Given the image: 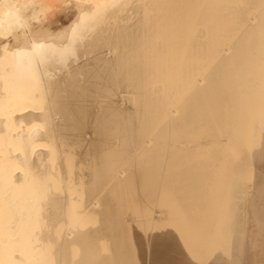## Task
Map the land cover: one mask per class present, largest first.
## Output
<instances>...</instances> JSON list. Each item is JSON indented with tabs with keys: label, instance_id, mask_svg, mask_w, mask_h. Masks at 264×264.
I'll return each instance as SVG.
<instances>
[{
	"label": "bare ground",
	"instance_id": "1",
	"mask_svg": "<svg viewBox=\"0 0 264 264\" xmlns=\"http://www.w3.org/2000/svg\"><path fill=\"white\" fill-rule=\"evenodd\" d=\"M136 193L145 264H264V0H0V264H135Z\"/></svg>",
	"mask_w": 264,
	"mask_h": 264
},
{
	"label": "rangeland",
	"instance_id": "2",
	"mask_svg": "<svg viewBox=\"0 0 264 264\" xmlns=\"http://www.w3.org/2000/svg\"><path fill=\"white\" fill-rule=\"evenodd\" d=\"M185 147H186V146H185ZM162 154H163V153H162ZM162 154H161V155H162ZM163 155H164V154H163ZM163 155H162L161 157H162L163 159H164V158L166 159V157H165V156L163 157ZM168 156H170V155H168ZM170 157H171V156H170ZM170 157H168L167 159H170ZM171 158H172V157H171ZM165 159H164V161L166 162ZM160 161H163V160H160ZM164 161L161 162V165L163 164V166H162V168H161V171L159 172L160 175L156 176L157 179H158V177L160 178V179H158V185L161 184V182H160V184H159V181H162L161 179H163V175H162L161 173H162L163 171H164L163 174L165 173V166H164V165H165L166 163H165ZM164 163H165V164H164ZM163 167H164V168H163ZM166 167H167V165H166ZM138 168H139V170H140V167H138ZM138 168H137V169H138ZM163 169H164V170H163ZM131 170L133 171V169H131ZM162 170H163V171H162ZM132 171H131V172H132ZM131 172L128 173V174H130L131 176H129V175H128V176H129L131 179H133V176H134V180H131V179L128 177V178H129V179H128V185H129V187H131L130 185L133 184V185H132L133 187H131V189H132V191H133V188H134V191L131 192V190H130V188H129V191H130V192H128V195H130L129 193L133 194V193H135L137 190H139V191H137V192H138L140 195L143 196V193H144V192L142 191L141 188H139L140 185L138 184V186H137L138 188L134 186V185L137 184V180H138V178H137L136 180H135V178L138 177V175H137V173L134 172V173L136 174V176H135L134 173H133V172L131 173ZM132 175H133V176H132ZM160 176H161V177H160ZM208 177H210V176H208ZM129 180L133 181V183H131ZM154 181H155V179H154ZM156 181H157V180H156ZM156 181L153 182V184L155 183L154 185H157ZM134 182H136V183H134ZM138 183H139V181H138ZM153 184H151V186H150L151 188H149V191H148V192H150V190H152V191L155 193V194H154V197L157 198V197H156V195H158V192H157L158 190H157V189H159L160 187H158V185H157V187L155 186V187H156V188H155ZM152 185H153V187H152ZM136 188H137V189H136ZM135 189H136V190H135ZM140 189H141V190H140ZM153 189H154V190H153ZM140 191H142V192H140ZM152 191L150 192L152 196H150V195L148 196V194H150V193H147V192L144 193V194H145V195H144L145 197H144V196H143V197H142V196H139V194L136 193L137 195L135 194V196H134V197L136 198V200H133L134 198H132V197H133V195H132V196H131L132 200H131V198H130V199L127 198V199H129V201H125V202H126V205H125L124 207L126 208V207L129 206V204H131L130 202H132V205H135V206H136V205L139 204V203H137V202H142L143 200H145V201L142 202L143 204L140 203V204H142L141 206H140V204L138 205V206H140V207H139L140 209H141V207H142V209H141L142 211L138 208V206H137L138 209H136V207H134V206L132 207V205L129 206L130 208L128 207L129 212H130V211L135 212V213H134V216L132 215V214H133L132 212H130V214L132 213L131 215H130L129 213H127V212H128V209L126 210V212H125V210H124V218H125V220H126L125 223L128 222V221H130V220H132V219H133V222H134V223L132 222L133 225H134L135 223H138V222H137V219H139V222H140L139 225H138V224H135V226L138 225V227L136 226V227L138 228V229H136V230H135V228H136L135 226L132 225V226L130 227V222H131V221L128 222V223H126V224H127L126 229H128V228L130 229V230L128 229V232L132 231L133 229H134V230H133L134 233H136V231H137V234H134L133 231H132V233H133L134 235H133V234H130L131 232L128 234V236L130 235V236H129V240H130V241H129V243H130V248L132 249L133 252H134V250H135V252H136V253L134 252L135 254L133 253V256L136 255V256H134V257H137V258H134V259L137 260V261L135 260V261H136L135 264H141V262H142V264H145V261H146V258H144V257H146V255H145L146 253H142V252L145 251V249L142 250V248L145 247V245H143L144 242H145V241H144L145 238H143V237L145 236V228L143 229L144 225H143V223H141V222H142L141 218H142L143 220H146V219H144V218H146V217H150V216L153 217V213H154V211H155V210H154V209H155V207H154L155 205H154V206H153V205L151 206V203H148V202H147V200H149V202H153L152 204H154V203L156 202V201H155L156 199L153 197V192H152ZM146 193H147V194H146ZM138 196H139V197H142L143 200L140 198V199H138L139 201H137V198H139ZM146 196H147V197H146ZM127 197H128V196H127ZM151 197H152V198H151ZM144 198H145V199H144ZM147 198H148V199H147ZM149 198H150V199H149ZM151 199H152V200H151ZM150 200H151V201H150ZM133 201H134V202H133ZM135 201H136V202H135ZM154 201H155V202H154ZM144 202H145V204H144ZM127 203H129V204H127ZM147 203H148V205L150 204V206H147V205H146ZM144 206H147V208H145ZM124 207H123V208H124ZM131 207H132V209H131ZM150 207L153 208V211H152V209H151V210L149 209L150 212L147 211V212L145 213V211H146L148 208H150ZM143 208H144V210H145L144 212H143ZM133 209H136V210H133ZM140 211H141V212H140ZM139 212H140L142 215H141ZM142 212H143V213H142ZM152 212H153V213H152ZM126 214H129L128 216H129V217L131 216L130 218H132V219L128 220L129 217L126 216ZM136 214H137V215L140 214V216H143L144 218H143V217H140V216H139V218H138ZM143 214H144L145 216H144ZM146 214H147V215H146ZM148 215H150V216H148ZM135 217H136L137 219H135ZM152 217H150V218L153 220ZM134 219H135L136 222L134 221ZM151 219H149V218L147 219L148 221L150 220V221H149V224H148L147 221H145V222L143 221L144 224H145V226H150V225L152 224V223H151V221H152ZM146 222H147V223H146ZM128 224H129V226H128ZM141 224H142V225H141ZM139 226H140V227H139ZM142 226H143V227H142ZM133 227H134V228H133ZM141 227H142V228H141ZM131 228H133V229H131ZM140 228L143 229V230H139ZM138 231H140L139 234H138ZM117 232H118V233H117V241H118V243L122 246L123 243H125V242L127 241V239H126V234H125V232H124V228H122V227L119 228V227H118V228H117ZM141 232H144V233H142V235H144L143 237H142V235H141ZM132 236H133V238L135 237L137 240H135V238H134V240L136 241V243H135V241H132L134 244H133V246L131 247V245H132L131 240H133V239H132ZM138 236H140V237H142V238H139ZM130 237H131V238H130ZM138 238H139V239H143V242L140 243L141 240H139ZM139 241H140V242H139ZM136 244H138V245H136ZM141 244H142L144 247H143V246L141 247ZM134 245L137 246L136 249H135L136 246H134ZM140 247H141V250H137V249H140ZM137 252H139V253H137ZM141 253H142V254H141ZM137 254H140V255H139L140 257L137 256ZM144 255H145V256H144ZM138 257L140 258L139 260H138Z\"/></svg>",
	"mask_w": 264,
	"mask_h": 264
}]
</instances>
